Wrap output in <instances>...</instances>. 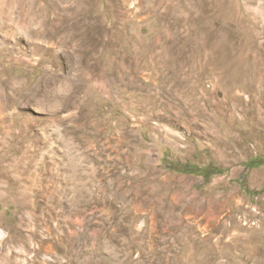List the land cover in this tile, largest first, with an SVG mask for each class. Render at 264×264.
Masks as SVG:
<instances>
[{"label":"rangeland","instance_id":"obj_1","mask_svg":"<svg viewBox=\"0 0 264 264\" xmlns=\"http://www.w3.org/2000/svg\"><path fill=\"white\" fill-rule=\"evenodd\" d=\"M264 0H0V262L264 264Z\"/></svg>","mask_w":264,"mask_h":264},{"label":"bare ground","instance_id":"obj_2","mask_svg":"<svg viewBox=\"0 0 264 264\" xmlns=\"http://www.w3.org/2000/svg\"><path fill=\"white\" fill-rule=\"evenodd\" d=\"M3 235H4V233L2 231H0V237ZM0 264H12V263H10V259L7 256H4L2 258V262H0Z\"/></svg>","mask_w":264,"mask_h":264},{"label":"trees","instance_id":"obj_3","mask_svg":"<svg viewBox=\"0 0 264 264\" xmlns=\"http://www.w3.org/2000/svg\"><path fill=\"white\" fill-rule=\"evenodd\" d=\"M256 160L257 159H252V160H250L249 162H248V167L249 168H253V167H257L258 165H264V162H263V164H258V163H256Z\"/></svg>","mask_w":264,"mask_h":264}]
</instances>
